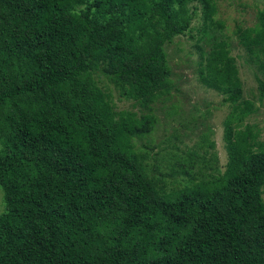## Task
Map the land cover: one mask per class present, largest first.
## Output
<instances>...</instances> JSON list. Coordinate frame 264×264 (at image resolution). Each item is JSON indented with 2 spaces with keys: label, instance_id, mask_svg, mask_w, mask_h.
I'll return each instance as SVG.
<instances>
[{
  "label": "trees",
  "instance_id": "obj_1",
  "mask_svg": "<svg viewBox=\"0 0 264 264\" xmlns=\"http://www.w3.org/2000/svg\"><path fill=\"white\" fill-rule=\"evenodd\" d=\"M195 2L206 33L214 0H0V264H264V141L242 127L256 107L227 40L196 43L201 83L233 105L226 168L199 178L187 154L167 174L178 189L133 144L155 116L115 111L95 78L150 111ZM256 19L234 34L264 70V8Z\"/></svg>",
  "mask_w": 264,
  "mask_h": 264
},
{
  "label": "rangeland",
  "instance_id": "obj_2",
  "mask_svg": "<svg viewBox=\"0 0 264 264\" xmlns=\"http://www.w3.org/2000/svg\"><path fill=\"white\" fill-rule=\"evenodd\" d=\"M217 12L213 23L203 32L202 6L191 4L192 21L189 31L176 35L164 45L167 64L170 68L169 91L159 95L148 111L134 100L126 99L120 90L106 78L95 74L99 85L110 93L115 111H135L137 116L151 113L156 118L152 132L141 138H133L140 153L146 152L145 162L151 173L164 174L166 189L183 186L182 175L167 176L172 165L187 154L194 153V172L199 178L223 173L227 163L224 140V120L233 105L223 101V95L203 85L198 75L199 52L196 43L204 52L210 48L213 37L226 39L230 54L235 58L242 82V99H250L255 110L243 121L258 129V140L264 141V98L259 94L257 77L264 81V70H259L234 34L237 24L253 26L256 13L264 8V0H214ZM222 23V27L218 25ZM213 143V144H211ZM264 198V193H263ZM5 211L3 190L0 186V213Z\"/></svg>",
  "mask_w": 264,
  "mask_h": 264
}]
</instances>
